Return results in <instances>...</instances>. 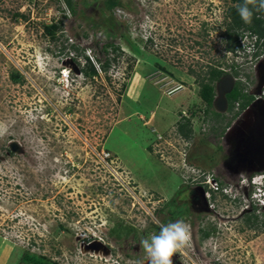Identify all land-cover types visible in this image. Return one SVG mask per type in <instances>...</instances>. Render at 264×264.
I'll use <instances>...</instances> for the list:
<instances>
[{
  "label": "rangeland",
  "instance_id": "1",
  "mask_svg": "<svg viewBox=\"0 0 264 264\" xmlns=\"http://www.w3.org/2000/svg\"><path fill=\"white\" fill-rule=\"evenodd\" d=\"M119 2L116 25L104 29L101 0H72L74 14L64 0H0V264H34L23 256L42 264H150L141 241L159 234L169 212L188 213L171 200L184 198L189 174L209 179L221 160L217 131L196 150L179 134L181 112L205 110L200 78L223 68L255 89L264 48L256 58L260 49L247 48L255 36L246 33L241 48L227 51L230 0ZM52 23L62 24L55 39L44 32ZM70 54L111 65L83 79ZM249 177L221 178L224 193L211 195L216 214L193 210L170 221L191 230L190 246L172 264H264V208L251 202ZM249 207L257 220L226 221Z\"/></svg>",
  "mask_w": 264,
  "mask_h": 264
},
{
  "label": "flooded vegetation",
  "instance_id": "2",
  "mask_svg": "<svg viewBox=\"0 0 264 264\" xmlns=\"http://www.w3.org/2000/svg\"><path fill=\"white\" fill-rule=\"evenodd\" d=\"M262 51L263 49H260L259 52H256V58L260 56ZM217 69L224 71L223 68ZM224 76L226 75L224 74L222 77ZM255 76L256 86L253 92H248L244 89V86L239 80L232 76L235 79L232 92L238 85L243 89L244 95H242L237 101H232L229 97L232 92L226 95L227 103L226 109L223 113L218 112L212 103L209 112L205 113L206 111L204 110L205 112H203V115L200 117H197L196 113L190 116L189 114H185V112H182L178 117L179 121H182L183 124L189 122L192 130L191 136L196 132L195 135L197 138L194 136L190 137V147H192V149L197 147L196 141L203 139L202 136H206L208 139L212 136V133L216 131L217 133H220L219 145L217 144L215 146L219 147V151L222 155L221 160L218 164H213L209 167L208 170L212 172L210 176L212 177L213 182H221V178H224V176L231 179L237 177L238 179L244 174L251 175V177L264 174V95H261L264 92V58L259 60ZM216 97L217 94L215 98ZM246 101H248L247 105L242 108V104ZM231 105L233 107H231ZM214 113L218 114L220 117L218 115V117L215 116ZM195 119L194 126H192L194 122L193 120ZM209 122H211L210 126L208 124ZM200 123L201 126L207 124L209 127L203 129L200 127ZM196 125L200 127L199 131H197V129L195 131ZM206 131L208 132L206 133ZM212 143L216 144V142ZM218 165L220 166V169ZM190 166L193 167V165ZM206 172L207 171H205L204 174H206ZM207 175L202 178L192 174L187 176L188 186L187 184L184 186H186L188 190L185 194L183 193V195H185L184 198L181 199L180 197H174L171 201L175 202V208L177 207L178 209L181 204V208L188 209V213L182 214L183 211L180 212V210H178L179 213L176 217H173L172 220L189 216L193 214V210L200 213L216 214L214 205L211 203V195H216V193L209 189ZM197 178H199L198 181H195ZM175 208L173 207V209ZM252 211V207L244 208L238 216H227L225 219L227 222H235L242 220L243 218L251 221L257 220L256 216H253ZM169 215H171V212H169ZM169 218L171 219V216ZM204 233L207 232H203V234L201 232L202 237H207L208 235L204 236Z\"/></svg>",
  "mask_w": 264,
  "mask_h": 264
},
{
  "label": "trees",
  "instance_id": "3",
  "mask_svg": "<svg viewBox=\"0 0 264 264\" xmlns=\"http://www.w3.org/2000/svg\"><path fill=\"white\" fill-rule=\"evenodd\" d=\"M232 3V6H230L227 9V17L229 19V26L225 33L226 35V49L228 52H235L237 48H241L240 45V39L246 34L249 33L257 37L258 43L255 45V47L259 49L264 48V10L257 11L255 8H252L251 5H249L250 8H252V18L250 23H245L237 10V6L243 3V0H230ZM65 5L68 7V11L71 13H75V6L72 3V0H64ZM89 2H84V6H88ZM122 3L119 2V0H101V11L104 13V16L102 18V21L100 22L104 29H109V27H112V25H116L114 22V18L112 16V13L115 11L116 7L120 6ZM61 23L56 24L52 23L49 26L44 27V32L46 35L50 36V38L55 39V33L61 28ZM107 36H111V33H108ZM259 42L261 44H259ZM72 46V45H71ZM112 45L105 44L103 47V53L104 55H108L107 48L111 47ZM262 47V48H261ZM75 51V54L77 52H80V49L78 46L72 47ZM84 54V51L81 50ZM113 52H118V48H113ZM73 58H76V56L72 55ZM85 65L81 68V73L83 76V79L86 77H95L98 75V70L107 73L110 65H111V59H107L103 62L100 61L99 58L97 60L100 63V66L97 68L96 66H93L91 63V60L84 55ZM224 75V71L219 70L217 68H210L208 71V75L200 78L199 80V97L202 100V102L205 105V113L209 112V108H211L213 100L216 96L215 93V84L217 81ZM12 77L15 78V81L20 80L19 74H12ZM243 93V89L241 86H238L234 89V91L229 95V97L232 99V101H237ZM248 101L244 102L242 104V108H244L247 105ZM234 104V102H233ZM232 104V105H233ZM231 105V107H233ZM190 116L195 114L193 111H191ZM186 124V125H185ZM183 127H181L179 133L184 137L189 139L192 134L191 127L189 125V122L185 123ZM221 184V183H220ZM173 213H171V219L168 220L169 223L173 218ZM207 233H204V236H207ZM25 259L26 261H29L34 264H42L40 260H37L34 257L31 256H23L22 260Z\"/></svg>",
  "mask_w": 264,
  "mask_h": 264
},
{
  "label": "clouds",
  "instance_id": "4",
  "mask_svg": "<svg viewBox=\"0 0 264 264\" xmlns=\"http://www.w3.org/2000/svg\"><path fill=\"white\" fill-rule=\"evenodd\" d=\"M249 5H251L252 8H255L257 11H261V10H264V0H243V3L237 6L239 15L245 23L251 22V18L253 14L252 8H250ZM252 38L254 40L249 41V46L247 48L250 47L251 50H255V45L258 43V40L256 36ZM259 44L261 43L259 42ZM244 51L246 52V50ZM68 57H71L69 58L70 59L69 61L74 62L78 70V73L82 75L81 68L85 64H82L81 61L78 60L77 58H73L72 55H69ZM67 66L68 68L61 69L60 75L62 76V71H69L68 79H70V74L71 72H73V68H71L69 65ZM180 88L181 87L179 88L175 87L173 91H170L171 94L179 90ZM5 131H6V127L3 124H0V135L4 134ZM209 179H212V177H210ZM248 180H249L248 185L245 187H249L251 190V194H252L251 202L258 203L260 205L261 204L260 200L262 199V195H257L256 189L259 186L263 187V183L262 184H259L258 182L252 183L250 181V178ZM216 183L218 184V186L220 185L219 191L212 190L210 183L207 182L209 189L213 192L224 193L225 189L222 188V182H216ZM243 186L244 184L241 186L238 185V187L236 188L241 189ZM141 244L149 257L150 264H172L173 255L176 252L182 250L183 248L190 246L191 244L190 225L183 220H176L175 222H169L167 224H162L160 226L159 234H152L149 238L143 239L141 241Z\"/></svg>",
  "mask_w": 264,
  "mask_h": 264
},
{
  "label": "water",
  "instance_id": "5",
  "mask_svg": "<svg viewBox=\"0 0 264 264\" xmlns=\"http://www.w3.org/2000/svg\"><path fill=\"white\" fill-rule=\"evenodd\" d=\"M78 71V70H77ZM235 79L232 76L226 75L222 77L217 83H216V94L217 97L214 99L213 104L215 109L218 112H224L226 109V95L230 94L233 90ZM11 150L16 151L17 144L15 142H12L10 144Z\"/></svg>",
  "mask_w": 264,
  "mask_h": 264
},
{
  "label": "built area",
  "instance_id": "6",
  "mask_svg": "<svg viewBox=\"0 0 264 264\" xmlns=\"http://www.w3.org/2000/svg\"><path fill=\"white\" fill-rule=\"evenodd\" d=\"M73 55V54H70ZM71 58V57H69ZM69 77V71H62V78H64L66 81L68 80ZM171 93V92H170ZM264 95V92H263ZM104 160L105 161H112L110 154L108 152H103L102 153ZM212 179H208L207 182L210 183L211 189L214 191H219V186L216 182H211ZM250 181L252 183H256L258 182L259 184L263 183V187L259 186L256 190H257V195H262V199L260 200V205L262 206V208H264V174L262 175H254L250 178Z\"/></svg>",
  "mask_w": 264,
  "mask_h": 264
},
{
  "label": "crops",
  "instance_id": "7",
  "mask_svg": "<svg viewBox=\"0 0 264 264\" xmlns=\"http://www.w3.org/2000/svg\"><path fill=\"white\" fill-rule=\"evenodd\" d=\"M152 117H153V115H150V116H149V119H148V120H149L148 123L145 121L146 123H145L144 125L151 123V122H150V119L152 120ZM140 119H141V120H144V116H143V115H140ZM170 131H171V130H170Z\"/></svg>",
  "mask_w": 264,
  "mask_h": 264
}]
</instances>
